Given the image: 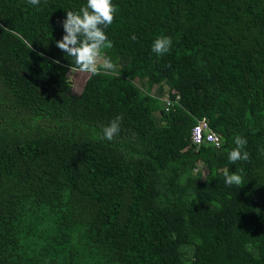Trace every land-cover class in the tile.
Masks as SVG:
<instances>
[{"label":"trees","instance_id":"1","mask_svg":"<svg viewBox=\"0 0 264 264\" xmlns=\"http://www.w3.org/2000/svg\"><path fill=\"white\" fill-rule=\"evenodd\" d=\"M0 264H264V0H0Z\"/></svg>","mask_w":264,"mask_h":264},{"label":"built area","instance_id":"2","mask_svg":"<svg viewBox=\"0 0 264 264\" xmlns=\"http://www.w3.org/2000/svg\"><path fill=\"white\" fill-rule=\"evenodd\" d=\"M164 102L165 110H168L170 106L173 105V100L168 97L164 99ZM191 140L195 144H200L203 140L215 146H219L220 144L218 135L209 128L205 119H199L197 124L192 127Z\"/></svg>","mask_w":264,"mask_h":264},{"label":"rangeland","instance_id":"3","mask_svg":"<svg viewBox=\"0 0 264 264\" xmlns=\"http://www.w3.org/2000/svg\"><path fill=\"white\" fill-rule=\"evenodd\" d=\"M99 61H102V57H99L98 55H96L95 59H94V65L98 64ZM88 75V72H83V71H76V70H71L70 71V79L72 80V84H73V91L74 92H79L82 84L84 83L86 77ZM167 93H163V98L164 99L166 97ZM164 102V100H163ZM198 168L202 171L203 175L206 173V168L204 165H202V163H198Z\"/></svg>","mask_w":264,"mask_h":264}]
</instances>
